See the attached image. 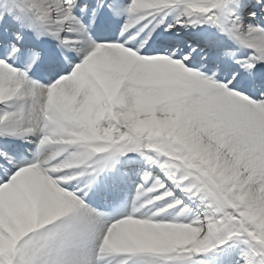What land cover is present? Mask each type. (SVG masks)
I'll list each match as a JSON object with an SVG mask.
<instances>
[{"label":"snow or ice","instance_id":"snow-or-ice-1","mask_svg":"<svg viewBox=\"0 0 264 264\" xmlns=\"http://www.w3.org/2000/svg\"><path fill=\"white\" fill-rule=\"evenodd\" d=\"M0 264H264V0H0Z\"/></svg>","mask_w":264,"mask_h":264}]
</instances>
